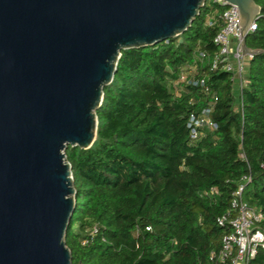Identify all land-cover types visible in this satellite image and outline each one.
<instances>
[{"label": "trees", "instance_id": "1", "mask_svg": "<svg viewBox=\"0 0 264 264\" xmlns=\"http://www.w3.org/2000/svg\"><path fill=\"white\" fill-rule=\"evenodd\" d=\"M255 1L261 13L246 44L262 51L247 65L241 105L231 72L197 67L219 97L217 129L199 140L187 122L211 94L177 80L197 51H218L220 26L207 19L224 6L205 2L182 34L122 50L96 111V140L66 149L77 200L66 233L73 264H216L211 254L230 230L217 219L244 176L242 197L264 216V0ZM214 187L218 194L205 193ZM249 264H264V248Z\"/></svg>", "mask_w": 264, "mask_h": 264}, {"label": "water", "instance_id": "2", "mask_svg": "<svg viewBox=\"0 0 264 264\" xmlns=\"http://www.w3.org/2000/svg\"><path fill=\"white\" fill-rule=\"evenodd\" d=\"M207 0H0V264H73L69 145L90 148L122 50L185 32ZM240 11L246 35L255 0ZM79 264H83L80 262Z\"/></svg>", "mask_w": 264, "mask_h": 264}, {"label": "built area", "instance_id": "3", "mask_svg": "<svg viewBox=\"0 0 264 264\" xmlns=\"http://www.w3.org/2000/svg\"><path fill=\"white\" fill-rule=\"evenodd\" d=\"M206 2H217L224 6L218 15H212L207 19L209 26H220V30L214 37L218 51L213 55H209L205 50L197 51L194 63L183 66L177 80L178 86L183 84L199 86L212 97L207 106L192 113L187 122L190 138L195 141L201 139L206 130L217 129V123L212 118V112L219 100L218 95L213 93L209 87L207 79L196 75L197 67L203 63H208L213 70L222 69L231 72L233 79L236 75L240 90L237 105H241L242 89L247 80L246 63L253 57L249 54L244 55L238 7L222 0H207ZM255 29L256 21L248 32ZM250 180L251 177L244 176L243 181L233 193L230 209L217 219L220 226L228 227L230 230L222 238V247L219 253L213 252L211 254V259H215L216 264H249L259 250L264 248V226L261 224L264 216L258 209L251 207L242 197L245 184ZM218 192L216 187L205 191L208 195H215ZM93 231L96 232L97 228H94Z\"/></svg>", "mask_w": 264, "mask_h": 264}, {"label": "rangeland", "instance_id": "4", "mask_svg": "<svg viewBox=\"0 0 264 264\" xmlns=\"http://www.w3.org/2000/svg\"><path fill=\"white\" fill-rule=\"evenodd\" d=\"M234 89H235L236 101L238 103L239 96H240V90H239V87H238V79L236 78V75L234 76Z\"/></svg>", "mask_w": 264, "mask_h": 264}, {"label": "crops", "instance_id": "5", "mask_svg": "<svg viewBox=\"0 0 264 264\" xmlns=\"http://www.w3.org/2000/svg\"><path fill=\"white\" fill-rule=\"evenodd\" d=\"M248 63H249V60L247 61V63H246V64L248 65Z\"/></svg>", "mask_w": 264, "mask_h": 264}]
</instances>
